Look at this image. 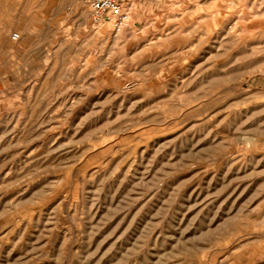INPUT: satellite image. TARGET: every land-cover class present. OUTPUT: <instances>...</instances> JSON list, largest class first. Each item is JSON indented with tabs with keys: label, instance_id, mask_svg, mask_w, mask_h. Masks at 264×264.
Returning <instances> with one entry per match:
<instances>
[{
	"label": "rangeland",
	"instance_id": "374dc122",
	"mask_svg": "<svg viewBox=\"0 0 264 264\" xmlns=\"http://www.w3.org/2000/svg\"><path fill=\"white\" fill-rule=\"evenodd\" d=\"M123 1L0 0V264H264V0Z\"/></svg>",
	"mask_w": 264,
	"mask_h": 264
},
{
	"label": "built area",
	"instance_id": "2783aa9c",
	"mask_svg": "<svg viewBox=\"0 0 264 264\" xmlns=\"http://www.w3.org/2000/svg\"><path fill=\"white\" fill-rule=\"evenodd\" d=\"M90 4L91 17L94 21H108L115 30H120L127 22L129 15L123 0H87ZM15 40L19 34L13 35Z\"/></svg>",
	"mask_w": 264,
	"mask_h": 264
},
{
	"label": "bare ground",
	"instance_id": "6f19581e",
	"mask_svg": "<svg viewBox=\"0 0 264 264\" xmlns=\"http://www.w3.org/2000/svg\"><path fill=\"white\" fill-rule=\"evenodd\" d=\"M21 37V35L19 34V38Z\"/></svg>",
	"mask_w": 264,
	"mask_h": 264
}]
</instances>
